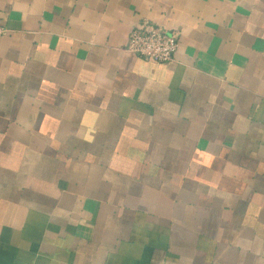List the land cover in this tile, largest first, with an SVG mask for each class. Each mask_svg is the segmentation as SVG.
<instances>
[{"label": "crops", "instance_id": "obj_1", "mask_svg": "<svg viewBox=\"0 0 264 264\" xmlns=\"http://www.w3.org/2000/svg\"><path fill=\"white\" fill-rule=\"evenodd\" d=\"M147 18L176 59L126 50ZM0 264H264V0H0Z\"/></svg>", "mask_w": 264, "mask_h": 264}, {"label": "built area", "instance_id": "obj_2", "mask_svg": "<svg viewBox=\"0 0 264 264\" xmlns=\"http://www.w3.org/2000/svg\"><path fill=\"white\" fill-rule=\"evenodd\" d=\"M8 31V27L0 23V36ZM177 49V34L168 32L147 18L133 27L126 46L128 52L158 63L174 61Z\"/></svg>", "mask_w": 264, "mask_h": 264}]
</instances>
